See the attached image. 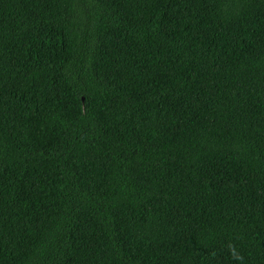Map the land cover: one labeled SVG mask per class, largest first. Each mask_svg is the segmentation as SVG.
I'll return each instance as SVG.
<instances>
[{"label": "trees", "instance_id": "1", "mask_svg": "<svg viewBox=\"0 0 264 264\" xmlns=\"http://www.w3.org/2000/svg\"><path fill=\"white\" fill-rule=\"evenodd\" d=\"M0 264H264V0H0Z\"/></svg>", "mask_w": 264, "mask_h": 264}]
</instances>
